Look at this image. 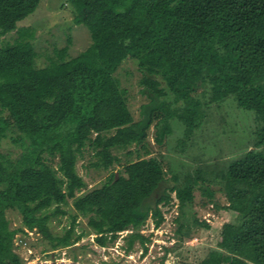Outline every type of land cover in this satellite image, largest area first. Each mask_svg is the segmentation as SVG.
<instances>
[{"label": "trees", "instance_id": "16d2710c", "mask_svg": "<svg viewBox=\"0 0 264 264\" xmlns=\"http://www.w3.org/2000/svg\"><path fill=\"white\" fill-rule=\"evenodd\" d=\"M40 2L0 0V38L16 31L0 45V140L19 147L0 152V264H35L15 249V234L25 229L52 248L73 244L81 237L78 213L102 245L129 230L132 246L149 219L162 224L165 205H177V233L208 228L195 212L187 219L195 177L166 178L149 134L153 128L162 145L178 122L185 144L210 105L229 99L253 113L254 142L226 164L222 207L236 219L222 223L221 244L200 264H264V0H66L73 23L96 39L74 56L68 44L55 46L38 65L35 28L18 22ZM126 59L136 63L146 99L137 118L116 74ZM85 155L89 166L107 171L90 189L77 168ZM197 185L204 204L219 208L216 191ZM70 200L71 224L53 236L48 221L66 213ZM8 209L21 214L20 226L10 227Z\"/></svg>", "mask_w": 264, "mask_h": 264}, {"label": "rangeland", "instance_id": "374dc122", "mask_svg": "<svg viewBox=\"0 0 264 264\" xmlns=\"http://www.w3.org/2000/svg\"><path fill=\"white\" fill-rule=\"evenodd\" d=\"M72 16V8L66 0H41L32 13L18 22L19 26L35 28L33 44L38 53V65L48 61L55 46L68 44V55L74 56L96 39L87 25L74 24ZM15 36L16 31L8 33L0 38V45L4 40H13ZM116 74L127 89L130 110L137 118L140 105L146 99L139 91L136 63L126 59ZM207 114L202 126L185 144L182 141V126L176 122L172 134L162 145L154 143L151 128L149 145L153 149L151 155L162 164L166 178L172 173L178 174L181 180L188 173L195 177L193 187L197 196L193 207L188 210L187 219L190 221L191 213L195 212L199 220L210 223L208 228L197 225L190 237L177 233V205H165L162 224L155 227L149 219L140 230L143 239H136L132 246L128 245L129 230L119 232L114 240L102 245L94 239L95 234L88 225L87 216L78 213L75 233H81V237L73 244L52 248L50 241L40 232L25 229V232L15 234V249L26 262L35 264H200L210 248L221 244L222 223L236 219L233 211L222 207L227 202L223 189L224 170L231 159L253 146L256 128L253 113L237 107L230 99L220 104L212 103ZM18 150L19 147L13 145L9 138L0 140V152L16 153ZM89 159V155H85L77 162L79 173L87 181L85 189L99 185L107 175V171L89 166ZM197 182L209 185L216 191L219 208L211 203L204 204L207 200L201 195ZM64 207L66 213L52 216L48 221L53 236L66 231L71 224L72 214L76 212L71 200ZM6 215L10 227L22 224L21 214L17 210L8 209Z\"/></svg>", "mask_w": 264, "mask_h": 264}]
</instances>
